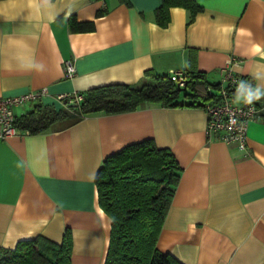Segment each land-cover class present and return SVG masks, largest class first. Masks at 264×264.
Wrapping results in <instances>:
<instances>
[{
	"label": "crops",
	"instance_id": "0c3cea01",
	"mask_svg": "<svg viewBox=\"0 0 264 264\" xmlns=\"http://www.w3.org/2000/svg\"><path fill=\"white\" fill-rule=\"evenodd\" d=\"M201 11L161 0H0V96L45 88L38 100L109 83L135 84L146 70L199 71L220 79L225 61L264 95V0H197ZM94 23L71 32L67 19ZM74 74L65 77L64 62ZM34 103L16 107V116ZM247 126L246 147L208 138L204 109L143 103L136 110L91 114L39 134L0 141V248L43 236L60 243L71 233V264H104L110 219L94 183L103 159L152 138L181 171L156 247L181 264H264V104Z\"/></svg>",
	"mask_w": 264,
	"mask_h": 264
},
{
	"label": "trees",
	"instance_id": "16d2710c",
	"mask_svg": "<svg viewBox=\"0 0 264 264\" xmlns=\"http://www.w3.org/2000/svg\"><path fill=\"white\" fill-rule=\"evenodd\" d=\"M172 7L187 11V25L202 9L197 0H161L153 12L158 26L169 23ZM67 26L71 32L94 29L92 21H77L73 16L68 17ZM193 58L189 53L183 86L174 83L169 74L146 70L135 84L91 87L80 93L81 101H65L59 108L36 101L29 111L16 116L14 125L39 134L56 123L72 124L97 113L130 112L143 103L205 109L216 100L220 84L199 71ZM252 100L260 107L264 95L255 92ZM180 171L172 152L157 147L152 138L126 145L103 159L94 183L98 205L111 221L104 264H181L156 247ZM71 245L69 229H65L60 243L40 235L19 240L14 248H0V264H71Z\"/></svg>",
	"mask_w": 264,
	"mask_h": 264
},
{
	"label": "built area",
	"instance_id": "2783aa9c",
	"mask_svg": "<svg viewBox=\"0 0 264 264\" xmlns=\"http://www.w3.org/2000/svg\"><path fill=\"white\" fill-rule=\"evenodd\" d=\"M231 64L232 60L225 61L224 67L220 70L216 100L204 109L207 116L205 134L208 138L235 144L239 150H244L248 123L258 117L261 109L252 100L255 93L253 81L249 77L233 73ZM63 72L65 77H71L74 74L73 64L69 61L64 62ZM169 76L178 86L184 85V70H173ZM45 93V88H41L14 96H0V141L28 133L15 127L14 110L16 107L38 101ZM58 99L74 103L81 101L82 95L63 94L59 95Z\"/></svg>",
	"mask_w": 264,
	"mask_h": 264
}]
</instances>
